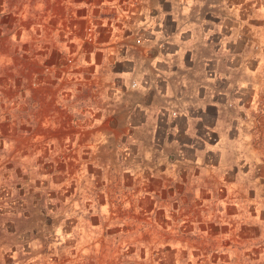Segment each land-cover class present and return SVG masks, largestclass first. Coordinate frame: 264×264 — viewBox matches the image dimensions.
I'll use <instances>...</instances> for the list:
<instances>
[{
    "label": "crops",
    "instance_id": "obj_1",
    "mask_svg": "<svg viewBox=\"0 0 264 264\" xmlns=\"http://www.w3.org/2000/svg\"><path fill=\"white\" fill-rule=\"evenodd\" d=\"M0 136L41 167L0 213L78 167L73 212L167 228L170 263L264 264V0H0Z\"/></svg>",
    "mask_w": 264,
    "mask_h": 264
},
{
    "label": "rangeland",
    "instance_id": "obj_2",
    "mask_svg": "<svg viewBox=\"0 0 264 264\" xmlns=\"http://www.w3.org/2000/svg\"><path fill=\"white\" fill-rule=\"evenodd\" d=\"M8 141L7 136H0V158H2L0 159V179L2 180L0 186L6 187L8 193H15L14 190H16V195H23L19 204L25 205V199H28L29 194L24 196V193H27L35 182L25 181L24 177L26 175L29 179V175L39 173L41 167L26 165L24 150L19 151L20 157H16V160H9L10 154L14 151L4 147ZM49 168L51 167H48V170ZM60 168L62 173L57 174V170L52 172L54 176L49 181L52 182L53 187L50 184L49 191L56 192L58 189L56 181L60 182L62 179L66 181L63 184L64 194L71 195L63 204V209L55 208L57 200L54 197L48 205H54V211L41 212L34 208H32L34 211H30L27 208V211L14 214L0 213V264H34L33 261L37 264H185L183 261L169 262L171 247L167 244L169 231L165 227L154 231L151 229V223L146 224L145 228L150 229L144 232L145 244L137 245V232L135 229L131 230L132 226L130 224L128 226L127 221H122L127 217L128 220L136 223L135 214L89 213L88 209H85L83 213L73 212L76 205L73 203L72 178L74 168L78 170V167ZM89 170L90 167H84V180L79 186L81 195L85 197L92 190L86 179L89 176ZM34 193L37 195L38 190ZM85 197L82 202L79 197V205L88 201ZM8 221L14 225L10 223V226H6L5 223ZM146 221L149 220L146 219ZM118 227H120L119 230H116ZM153 234L160 237V240H155L153 243ZM141 254L144 255L142 259H140ZM33 256L40 258L33 260ZM40 259H46V261Z\"/></svg>",
    "mask_w": 264,
    "mask_h": 264
},
{
    "label": "built area",
    "instance_id": "obj_3",
    "mask_svg": "<svg viewBox=\"0 0 264 264\" xmlns=\"http://www.w3.org/2000/svg\"><path fill=\"white\" fill-rule=\"evenodd\" d=\"M86 31H87V39L90 40L91 39L92 28L91 27H87ZM71 61H72V59L70 57L67 58V60H66L67 63H71Z\"/></svg>",
    "mask_w": 264,
    "mask_h": 264
}]
</instances>
